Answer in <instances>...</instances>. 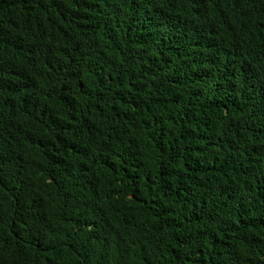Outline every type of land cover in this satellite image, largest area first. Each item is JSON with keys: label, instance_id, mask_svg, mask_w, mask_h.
<instances>
[{"label": "trees", "instance_id": "16d2710c", "mask_svg": "<svg viewBox=\"0 0 264 264\" xmlns=\"http://www.w3.org/2000/svg\"><path fill=\"white\" fill-rule=\"evenodd\" d=\"M0 264H264V0H0Z\"/></svg>", "mask_w": 264, "mask_h": 264}]
</instances>
